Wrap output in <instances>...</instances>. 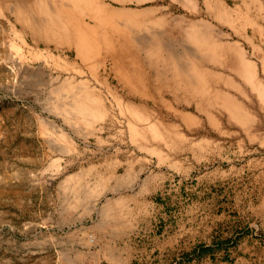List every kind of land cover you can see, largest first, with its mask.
<instances>
[{"label": "rangeland", "instance_id": "374dc122", "mask_svg": "<svg viewBox=\"0 0 264 264\" xmlns=\"http://www.w3.org/2000/svg\"><path fill=\"white\" fill-rule=\"evenodd\" d=\"M102 1L179 67L115 35L89 68L0 0V264H264V0Z\"/></svg>", "mask_w": 264, "mask_h": 264}, {"label": "bare ground", "instance_id": "6f19581e", "mask_svg": "<svg viewBox=\"0 0 264 264\" xmlns=\"http://www.w3.org/2000/svg\"><path fill=\"white\" fill-rule=\"evenodd\" d=\"M181 1L182 3H189L191 0ZM215 11L218 17L228 20L225 17L228 11L224 5L216 3ZM159 12L160 10L155 7L147 13L130 15V20L137 25L145 24L149 29L159 28L157 26L161 22L164 23L166 19L165 15H158ZM14 13L18 22L31 29V34L36 41L48 44L55 43L56 45H73L78 56L86 62L89 68L100 52V48H102L98 42L104 40L103 44L110 53L117 50L115 42L119 44L120 39H116L115 35L122 36L125 42L131 43L134 48L136 47L135 52L139 56L148 51L158 56L168 54L166 63H172L179 67L176 55L160 40L159 35L154 34L156 36L144 41L140 37L139 31L136 35L126 36L124 31L127 29L118 25L120 14L115 9L105 5L102 0H16ZM34 18L41 21V24H38L39 27H37ZM99 28L103 29L105 33L99 34L97 32ZM150 40L154 43L149 47ZM118 50L124 52L122 46ZM234 52L236 58L240 57L239 49L236 48ZM188 55L194 56L190 52ZM73 82H68L66 85L72 86ZM69 90L74 91L72 88ZM94 102L96 101L87 94H83L81 97L74 95L67 103L66 108L83 119L101 118L103 113L97 109Z\"/></svg>", "mask_w": 264, "mask_h": 264}, {"label": "crops", "instance_id": "0c3cea01", "mask_svg": "<svg viewBox=\"0 0 264 264\" xmlns=\"http://www.w3.org/2000/svg\"><path fill=\"white\" fill-rule=\"evenodd\" d=\"M170 242H171L170 240H167L163 244L161 243L160 246H159L160 251H166L168 253L175 252L176 251V246H175L174 243L170 244Z\"/></svg>", "mask_w": 264, "mask_h": 264}]
</instances>
